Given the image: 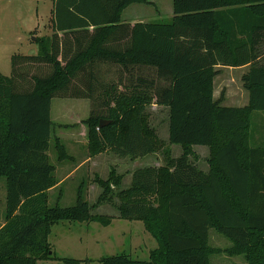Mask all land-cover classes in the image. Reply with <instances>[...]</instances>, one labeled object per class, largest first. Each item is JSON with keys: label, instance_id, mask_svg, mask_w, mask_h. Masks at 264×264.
Returning a JSON list of instances; mask_svg holds the SVG:
<instances>
[{"label": "trees", "instance_id": "16d2710c", "mask_svg": "<svg viewBox=\"0 0 264 264\" xmlns=\"http://www.w3.org/2000/svg\"><path fill=\"white\" fill-rule=\"evenodd\" d=\"M151 0H53L51 37H37L38 54H14L12 74L0 72V178L7 181L0 264L62 261L50 243L62 221L111 225L114 216L92 213L83 190L75 205L50 206L58 183L50 160L55 97L85 98L91 113V156L111 151L121 158L152 155L160 147L149 107L169 112V143L179 156L165 165L133 172L130 187L112 170L99 180L110 199L117 187L118 217L142 221L157 240L148 260L130 254L101 264H211L210 254L242 255L264 264V145H249L252 114L264 111V0H173L170 22L123 23L131 4ZM250 66L242 76L249 102L220 105L215 98L219 66ZM110 122L100 126V120ZM207 146L209 170L194 146ZM59 159L68 156L56 140ZM195 159V161L193 160ZM232 244L210 248V229Z\"/></svg>", "mask_w": 264, "mask_h": 264}, {"label": "rangeland", "instance_id": "374dc122", "mask_svg": "<svg viewBox=\"0 0 264 264\" xmlns=\"http://www.w3.org/2000/svg\"><path fill=\"white\" fill-rule=\"evenodd\" d=\"M158 3L161 14L157 8L147 4H134L126 11H133L134 17L170 22V16L174 14L173 0H154ZM156 6V4H155ZM53 8V0H0V70L10 75L12 71V59L15 53L33 55L37 53L38 45L34 44L33 37L49 32L48 21ZM171 14V15H170ZM46 25V26H45ZM34 31V32H33ZM30 38V41H29ZM27 41V42H26ZM37 48V49H36ZM264 51V49H263ZM250 66L226 67L219 66V73L215 80V98L220 105L231 107H243L249 102V92L243 87L242 76ZM88 102L90 107L85 108ZM150 123L158 134L160 147L151 155L145 164L160 167L165 165L164 154L167 151L170 156H178L182 153L181 145L169 143V112L164 106L152 105L149 107ZM91 113V101L85 98H63L55 97L52 100L51 116L56 123L52 128L51 146L48 151L50 160L58 165V155L55 148V135L66 132L62 126L68 123L74 124L89 118ZM252 123L249 131V145H264V111H256L252 114ZM60 127H59V126ZM82 125L79 126H83ZM75 128L74 125H72ZM86 126V125H85ZM70 127V126H69ZM68 127V128H69ZM77 127V125H76ZM59 128V129H56ZM61 128V129H60ZM62 137H65L62 136ZM69 145V143H68ZM196 152L200 159L197 165L208 170L209 164L206 159L211 156L210 149L196 145ZM82 154V153H80ZM141 160V159H140ZM195 161V159L193 158ZM148 164V165H149ZM58 176L62 177L61 172ZM83 181L81 178L66 181L61 187L50 192V206L61 205L69 207L75 205L77 200L78 185ZM127 183V181H126ZM100 190V188H99ZM116 191L109 189L104 199L99 202L100 194L97 196L86 194V199L91 205L92 213L114 216L111 225L104 226L98 222L77 223L62 221L53 226L50 235V243L60 257H71L85 260L93 259L90 264H101L99 259L116 254H130L135 259L148 260L150 251L157 247V240L145 229L142 221H130L118 217L116 202L118 201ZM7 198V181L5 177L0 178V221L5 219ZM98 201V202H97ZM155 244V245H154ZM232 242L216 229H210V248L224 250ZM211 264H241L245 263L242 255L229 256L225 252L210 254ZM37 264H64L62 261H38Z\"/></svg>", "mask_w": 264, "mask_h": 264}, {"label": "crops", "instance_id": "0c3cea01", "mask_svg": "<svg viewBox=\"0 0 264 264\" xmlns=\"http://www.w3.org/2000/svg\"><path fill=\"white\" fill-rule=\"evenodd\" d=\"M151 2L156 4V6L155 5H150V6L157 8L156 9L157 13L161 14L162 12L160 11V9L158 7V3H155L154 0H151ZM134 4H137V3H134ZM134 4L129 5L128 7H126L123 10V12H122V22L123 23L156 22V21L162 22V21L156 20L157 17H154L155 19L150 20V21H148L147 19H140L138 17H134L135 13L133 11H131L127 17L126 11L128 9H130V7H132V5H134ZM173 17H174V14H172L170 16L171 20L173 19ZM51 21H52V11H51V16L49 17V21L47 23L49 28H50L49 32L47 34L45 33L44 35H41V36L39 35L38 37H44V36L51 37V36H53L54 31L52 30ZM32 40H33L34 44L38 45V43L36 42V40H37L36 36H34ZM29 41H30V38H29ZM38 52H39V45H38L37 53H35V55L38 54ZM14 54H23V53L15 52ZM10 58L12 59V55L10 56ZM0 72L3 73L4 75H7L1 70H0ZM11 74H12V71H11L10 75H7V76H11ZM215 80H216V78H215ZM84 105H85L86 109L88 107H90V104L88 102H85ZM51 106H52V104H51ZM156 106H158V105H156ZM51 119H52V116H51ZM84 121L85 120H82L79 122L77 121L74 124L68 123L67 126H62V127H64V129H66V132L57 133L55 135V138H54L55 139V148H57L56 147V140L59 139L60 143L64 146L68 156H66L62 160L59 159V157L57 156L59 164L58 165L54 164V166H55V174H56V177L58 179V183L48 191L49 194H50V192L61 187L66 181L71 180V179H76L79 177L83 181H81V183L78 185V189H77L78 193H79V191L83 190L84 195L88 194L89 196H91V194H94L97 196L98 193L101 195L103 193V188L100 186L99 180L100 179H102V180L109 179L112 170H115L117 174L122 176L121 184H120V187L118 188V190L120 191V190L127 189L128 187H130L131 182H132V175L136 169L146 167V166H150L149 163L145 164L142 161L146 162L147 159L151 155L136 158V159L129 158V157L121 158L111 151H106V152L100 153L98 155L91 156L90 150H89V126L86 123H84ZM82 123H84V125L82 127L79 126V125H82ZM53 124L55 125L56 123L53 121ZM72 125H74L75 128H73ZM76 125H77V127H76ZM56 129H59V128H56ZM51 135H52V132H51ZM64 135H65V137H62ZM51 138H50V140H51ZM68 143H69V145H68ZM50 146H51V143H50ZM203 148L209 150V148L207 146H204ZM194 149H197V148L194 146ZM56 151H57V149H56ZM80 153H82V154H80ZM57 155H58V152H57ZM152 155H155V153ZM208 170H209V168H208ZM208 170H205V171H208ZM58 172L59 173L61 172L62 177L58 176ZM126 181H127V183H126ZM99 188H100V190H99ZM113 189H115V191L117 192L116 186H113ZM118 201H117V203H118ZM4 223H5V219L4 220L2 219L0 221V227H2L4 225ZM52 230H53V228H52ZM157 246H158V243H157Z\"/></svg>", "mask_w": 264, "mask_h": 264}, {"label": "water", "instance_id": "95a60500", "mask_svg": "<svg viewBox=\"0 0 264 264\" xmlns=\"http://www.w3.org/2000/svg\"><path fill=\"white\" fill-rule=\"evenodd\" d=\"M110 121L109 120H106V119H101L100 120V126H104L105 124L109 123Z\"/></svg>", "mask_w": 264, "mask_h": 264}]
</instances>
